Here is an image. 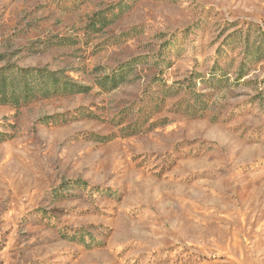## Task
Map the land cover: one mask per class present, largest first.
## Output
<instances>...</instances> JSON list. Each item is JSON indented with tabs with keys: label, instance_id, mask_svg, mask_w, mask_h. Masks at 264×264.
I'll return each mask as SVG.
<instances>
[{
	"label": "rangeland",
	"instance_id": "374dc122",
	"mask_svg": "<svg viewBox=\"0 0 264 264\" xmlns=\"http://www.w3.org/2000/svg\"><path fill=\"white\" fill-rule=\"evenodd\" d=\"M6 67L85 90L0 104V264H264V0H0Z\"/></svg>",
	"mask_w": 264,
	"mask_h": 264
},
{
	"label": "trees",
	"instance_id": "16d2710c",
	"mask_svg": "<svg viewBox=\"0 0 264 264\" xmlns=\"http://www.w3.org/2000/svg\"><path fill=\"white\" fill-rule=\"evenodd\" d=\"M123 78V73L119 72L114 75L109 81L103 83L109 85L110 88H116ZM85 87L73 83L68 80H63L56 75L45 69L26 68V69H8L0 68V104H13L20 105L23 102L33 100L39 96L48 98L58 94H73L82 92ZM189 93H192L189 91ZM195 103H188L186 108L188 113L194 114L197 110L196 104L199 103V96L193 92ZM157 104V103H155ZM140 127H135L129 131V134L140 132L143 123ZM129 127H127L128 129ZM132 128V127H130ZM77 184L86 186L85 182L75 181Z\"/></svg>",
	"mask_w": 264,
	"mask_h": 264
}]
</instances>
